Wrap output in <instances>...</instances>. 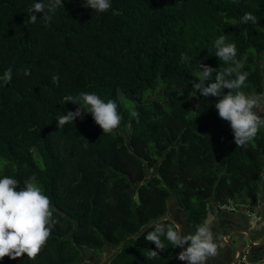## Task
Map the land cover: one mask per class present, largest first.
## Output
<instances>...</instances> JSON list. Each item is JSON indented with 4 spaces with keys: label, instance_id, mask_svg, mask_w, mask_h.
<instances>
[{
    "label": "trees",
    "instance_id": "1",
    "mask_svg": "<svg viewBox=\"0 0 264 264\" xmlns=\"http://www.w3.org/2000/svg\"><path fill=\"white\" fill-rule=\"evenodd\" d=\"M35 2L0 0V78L12 69L11 82L0 86V178L23 188L34 177L58 223L35 260L6 256L0 264H79L82 249L122 242L107 264H175L176 247L166 239V250L151 260L155 245L133 237L168 214L171 198L192 233L216 206L255 209L264 128L247 148L236 147L214 106L218 97L200 96L192 81L199 61L227 66L214 47L225 36L248 73L241 90L263 97L256 55L264 51V0H110L104 13L83 7L84 0H63L51 22L38 16L25 26ZM246 12L258 22L241 23ZM158 84L161 93L147 99ZM81 92L115 101L129 136L102 133L91 113L57 128L56 119L79 106L65 97Z\"/></svg>",
    "mask_w": 264,
    "mask_h": 264
},
{
    "label": "clouds",
    "instance_id": "2",
    "mask_svg": "<svg viewBox=\"0 0 264 264\" xmlns=\"http://www.w3.org/2000/svg\"><path fill=\"white\" fill-rule=\"evenodd\" d=\"M83 7L91 8L97 13H104L110 7V0H84ZM63 7V0H37L27 8L29 19L25 22L35 24L38 16L45 22H51L57 9ZM64 8V7H63ZM39 14V15H38ZM241 23H257L258 18L252 13H245ZM215 56L223 61L226 67L212 68L199 61V73L192 81V87L202 97H218L215 102L219 118L229 123L236 147L247 148L264 128V118L258 111H264L261 101L264 97L242 91L248 73L241 71L243 65L236 59L237 48L234 43H226V37L220 36L215 40ZM187 54H181V62L188 61ZM25 75L30 72L25 70ZM214 74V79H213ZM12 69L8 68L0 78V86L11 82ZM53 84L58 86L59 76H52ZM227 89L225 93L223 90ZM64 102L79 105L75 111H67L59 116L57 128L72 123L77 118L83 119L85 113H91L92 118L104 134H111L121 122L115 101L105 102L95 93L81 92L79 96H67ZM130 115L138 118L139 113L131 111ZM19 182L9 176L0 178V260L4 257L16 259L27 256L35 260L47 243L53 227L58 223L53 217L52 204L41 187L32 182L19 188ZM153 230L139 232L148 242L155 245V250L148 249L146 259H158L161 252L166 250V239L174 247L183 249L177 253V259L186 264H206L209 258L218 254L213 232L208 224H200L194 233L185 234L180 225L165 226L163 221L149 225ZM162 237L164 239H162Z\"/></svg>",
    "mask_w": 264,
    "mask_h": 264
},
{
    "label": "crops",
    "instance_id": "3",
    "mask_svg": "<svg viewBox=\"0 0 264 264\" xmlns=\"http://www.w3.org/2000/svg\"><path fill=\"white\" fill-rule=\"evenodd\" d=\"M264 187H262L260 199L262 200V213H250V210L235 209L232 205L216 206L215 215L206 218L214 235V242L217 244L218 254L216 257L209 258L206 264H241L238 260V254L242 248L248 244L247 258L249 261H260L264 259ZM175 203H169L168 214L173 221H177L185 234L193 232V227L188 222H183L177 206V199L174 197ZM259 204V203H258ZM260 204V205H261ZM232 206V207H231ZM174 209V210H173ZM256 209V207H255ZM176 226V224H174ZM180 247H176L174 252V260L177 264H186L185 261L177 259V253L182 251Z\"/></svg>",
    "mask_w": 264,
    "mask_h": 264
},
{
    "label": "rangeland",
    "instance_id": "4",
    "mask_svg": "<svg viewBox=\"0 0 264 264\" xmlns=\"http://www.w3.org/2000/svg\"><path fill=\"white\" fill-rule=\"evenodd\" d=\"M256 61L261 66L262 73L264 74V51L262 53L256 55ZM161 91H162V87L159 86V84H158L154 90H151V91L145 93V97L147 99H152V98L158 96V94H160ZM263 97H264V95H263ZM119 99L125 108H131L132 107L131 102L128 101L127 99H125V97L122 95V93L119 94ZM261 104H262V106H264V100L261 101ZM193 106L194 107L196 106V102L194 99H193ZM117 129L124 135V137L127 138L129 136V130L127 127L123 128L119 125V127ZM152 172L153 171L150 170L148 173L151 174ZM263 180H264V175H263ZM169 203L176 205L174 197L169 200ZM261 203H262V200L260 199V202L258 201L257 205L255 206L256 209H254L253 211L248 209V207H243V206L238 207L234 204H229L226 206L230 207V205H232L235 209L242 208V210H245V211L250 210L249 212L254 213L253 215H255L257 213V211L262 213L263 206ZM263 211H264V209H263ZM215 212L216 211L214 209L210 210L208 212L207 219H208V217H211V215L212 216L215 215ZM172 219L174 220V218H172ZM114 252H115V249L113 246H106L105 249L101 252H96V251H94L92 249H88V248L82 249V254L80 256L79 264H107L108 259L111 257V255L114 254ZM174 262H175V260H174ZM175 264H177V263L175 262Z\"/></svg>",
    "mask_w": 264,
    "mask_h": 264
},
{
    "label": "water",
    "instance_id": "5",
    "mask_svg": "<svg viewBox=\"0 0 264 264\" xmlns=\"http://www.w3.org/2000/svg\"><path fill=\"white\" fill-rule=\"evenodd\" d=\"M262 185H263V187H264V182H263ZM177 206H179L178 203H177ZM179 208H180V206H179ZM179 213L181 214L182 221L188 223V220L186 219L185 214H184V212H183L182 209L179 210ZM160 221H163V222H172L173 224L178 225L177 221H173V220L170 218L169 214H166L165 216L159 217V218H157V219L152 220L151 222H149L148 225L146 226V228H148L149 225H152L154 222H160ZM146 228H144L143 231H144ZM133 237H136V235H134ZM123 243H124V242L120 243L117 247L113 246L114 249H115V252H116V250H117V249H118ZM107 246H110V245L107 244ZM115 252H114V253H115Z\"/></svg>",
    "mask_w": 264,
    "mask_h": 264
},
{
    "label": "built area",
    "instance_id": "6",
    "mask_svg": "<svg viewBox=\"0 0 264 264\" xmlns=\"http://www.w3.org/2000/svg\"><path fill=\"white\" fill-rule=\"evenodd\" d=\"M249 245L246 244L243 248L240 254H238V260L241 264H264V259L260 261H249L247 258V252H248Z\"/></svg>",
    "mask_w": 264,
    "mask_h": 264
}]
</instances>
